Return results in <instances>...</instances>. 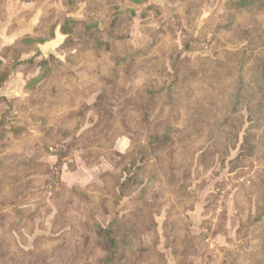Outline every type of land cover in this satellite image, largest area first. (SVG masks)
Returning a JSON list of instances; mask_svg holds the SVG:
<instances>
[{
	"label": "rangeland",
	"instance_id": "374dc122",
	"mask_svg": "<svg viewBox=\"0 0 264 264\" xmlns=\"http://www.w3.org/2000/svg\"><path fill=\"white\" fill-rule=\"evenodd\" d=\"M5 1L0 264H264V0Z\"/></svg>",
	"mask_w": 264,
	"mask_h": 264
},
{
	"label": "crops",
	"instance_id": "0c3cea01",
	"mask_svg": "<svg viewBox=\"0 0 264 264\" xmlns=\"http://www.w3.org/2000/svg\"><path fill=\"white\" fill-rule=\"evenodd\" d=\"M1 1V0H0ZM49 0H42V2H48ZM4 4L6 3V5L8 4H14L15 2H13V0H6L5 2H3ZM20 3H26V2H20ZM27 3H31V2H27ZM16 6L18 8H20V4L19 3H15ZM23 7V4L21 6V8ZM63 27L60 24H58L55 29H54V38H51L49 40H46L40 44H38L39 47V51L41 52L42 56H47L49 54L55 53L56 49L62 44L63 40H64V36L63 35ZM15 37H8V42L14 40ZM27 54H25L24 57H26ZM2 58L0 57V60Z\"/></svg>",
	"mask_w": 264,
	"mask_h": 264
},
{
	"label": "built area",
	"instance_id": "2783aa9c",
	"mask_svg": "<svg viewBox=\"0 0 264 264\" xmlns=\"http://www.w3.org/2000/svg\"><path fill=\"white\" fill-rule=\"evenodd\" d=\"M18 1H23V2H36L38 0H18Z\"/></svg>",
	"mask_w": 264,
	"mask_h": 264
}]
</instances>
